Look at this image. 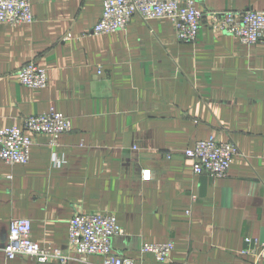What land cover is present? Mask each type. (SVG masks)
I'll use <instances>...</instances> for the list:
<instances>
[{"label":"crops","instance_id":"1","mask_svg":"<svg viewBox=\"0 0 264 264\" xmlns=\"http://www.w3.org/2000/svg\"><path fill=\"white\" fill-rule=\"evenodd\" d=\"M196 6L204 15L191 43L171 20L137 15L125 30L94 35L102 0H32V23L0 24V128L50 110L69 126L56 145L31 133L26 164L0 159V264H61L7 260L9 223L30 220L35 242L68 253L76 212L114 214L123 232L112 253L134 264L254 262L242 250L245 237L264 242V42L213 29L211 14L264 10V0ZM29 61L46 69L44 88L20 84L15 72ZM210 135L239 151L221 178L194 174L183 154ZM167 240L165 262L141 251Z\"/></svg>","mask_w":264,"mask_h":264},{"label":"built area","instance_id":"2","mask_svg":"<svg viewBox=\"0 0 264 264\" xmlns=\"http://www.w3.org/2000/svg\"><path fill=\"white\" fill-rule=\"evenodd\" d=\"M198 0H102L99 20L91 33L103 35L125 30L133 15L142 20L166 18L173 22L176 38L184 43L193 42L198 34L204 13L198 9ZM32 0H0V24L21 25L34 21ZM211 27L221 33L233 35L243 44L264 42V10L223 11L211 14ZM20 84L29 88H44L47 84L46 69L29 61L16 70ZM69 130L67 118L60 112L50 110L24 118L19 128H0V159L8 164H26L30 158L31 133L49 136V143L56 145L61 134ZM239 151L232 141L221 142L214 135L197 140L186 148L184 156L190 160L196 175L211 179L224 177ZM55 159V162H58ZM142 177L148 178L146 170ZM30 220L17 218L9 223L8 241L3 248L7 260L16 254H25L38 262L56 261L61 264L69 260L87 262L90 255L100 257L99 264H134L133 260L112 253V238L122 234L114 214L100 212H76L68 222V250L40 246L30 235ZM248 247L243 253L253 254L252 264H259L264 257V242L245 237ZM174 249L172 240L143 243L141 251L152 254L158 262L170 258Z\"/></svg>","mask_w":264,"mask_h":264}]
</instances>
